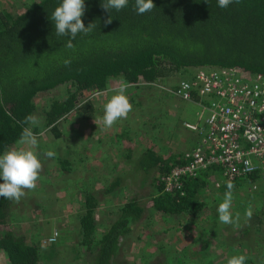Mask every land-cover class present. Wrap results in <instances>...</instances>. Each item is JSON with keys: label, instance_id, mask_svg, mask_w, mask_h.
I'll use <instances>...</instances> for the list:
<instances>
[{"label": "trees", "instance_id": "16d2710c", "mask_svg": "<svg viewBox=\"0 0 264 264\" xmlns=\"http://www.w3.org/2000/svg\"><path fill=\"white\" fill-rule=\"evenodd\" d=\"M103 2L84 0L85 27L90 23L96 27L87 36L78 34L72 48L65 46L70 37L57 36L51 20L60 0H35L18 13L0 9V154L17 144L24 127H31L35 134L45 129L58 137V121L72 110L82 114L87 108V116H91L92 106L89 101L80 104L81 94L90 87L101 91L111 80L122 78L129 84L163 82L176 72L189 74L187 68L214 66L234 67L264 77V0H241L223 9L217 6V0H153L155 8L143 15L134 10V0H129L124 9L110 12L101 7ZM110 16L112 22L106 24ZM65 60L70 64L66 66ZM60 84L66 85L63 94L48 98L46 107L36 114L34 95ZM29 115L38 118L37 126L23 123ZM121 149V157L129 160L131 169L146 177L151 175V209L167 215L196 217L202 209L199 188L206 184L211 171L221 173L219 166H212L196 177L183 179L181 192L166 193L159 178L174 165L184 164L182 153L161 156L144 147L133 158L129 146ZM48 151L53 150L48 148L43 156L47 157ZM54 157L59 173L71 169L65 158ZM54 157L46 159L55 162ZM246 178L252 180L254 176L231 182ZM92 181L100 190L90 188ZM91 182L77 191L80 213L73 250L92 255L91 264H127L117 260L119 240L145 208L131 194L96 234L98 193L109 197L123 179L117 174L93 177ZM14 202L0 197V252L7 264H37L38 246L27 243L23 235L6 225ZM262 206L264 212V201ZM45 252L49 256L55 251ZM172 259L180 264L177 257Z\"/></svg>", "mask_w": 264, "mask_h": 264}, {"label": "rangeland", "instance_id": "374dc122", "mask_svg": "<svg viewBox=\"0 0 264 264\" xmlns=\"http://www.w3.org/2000/svg\"><path fill=\"white\" fill-rule=\"evenodd\" d=\"M32 1L35 0H0V9L18 13ZM194 70L187 68L188 72ZM186 75L181 71L176 72L168 76L164 83H158L168 87ZM120 81H109L101 91H84L80 104L89 101L91 116H87V108L82 110V114L72 110L58 121V137L45 129L36 134V152L43 169L35 189L25 190L26 194L20 202H14L6 225L23 235L27 243L30 241L38 246L40 260L37 264H91L92 255L82 254L81 250L77 254L73 250L77 240L75 225L80 213L76 202L79 199L77 191L82 184L91 182L93 177L111 178L119 174L123 182L114 193L109 197L98 193L100 203L94 213L95 233L103 230L118 206L131 194L141 200L145 210L130 226L128 233L121 236L117 248L118 261L127 264H179L172 259L175 256L180 264H227L231 256L244 255L247 257L245 264H262L264 185L258 179L232 182L231 210L234 217L239 213L238 226L223 224L218 219L216 209L228 190L218 171H211L206 184L198 190L202 209L196 217L167 215L151 209V175L146 177L143 172L131 169L132 164L127 163L129 160L121 157V148L129 146L133 150V158L144 147L161 156L181 154L191 140V137L184 140L182 135L188 132L181 124L194 120L193 110L196 106L165 95L156 87L141 82L127 83L126 95L132 110L126 119L118 120L113 127L105 129L102 123L96 125L94 120L103 115V104L114 94L108 89L116 87ZM65 88V84H60L37 92L33 98L36 114L46 107L48 98L62 95ZM173 131L179 133L173 134ZM13 147H17V144L10 148ZM48 148L53 150L56 157L65 158L71 164V169L59 173L56 158L55 162L53 159L49 162L43 156ZM91 187L101 188L93 181ZM249 206L253 213L250 220L245 216ZM52 233L53 240L46 242L45 238ZM47 250L55 252L47 256ZM0 264H7L1 252Z\"/></svg>", "mask_w": 264, "mask_h": 264}, {"label": "built area", "instance_id": "2783aa9c", "mask_svg": "<svg viewBox=\"0 0 264 264\" xmlns=\"http://www.w3.org/2000/svg\"><path fill=\"white\" fill-rule=\"evenodd\" d=\"M142 84L196 106L194 120L181 124L191 135L181 154L184 164L160 176L163 192H181L183 179L212 166H219L226 182L254 176L264 185V77L214 66L197 67L172 86Z\"/></svg>", "mask_w": 264, "mask_h": 264}, {"label": "clouds", "instance_id": "9594fccd", "mask_svg": "<svg viewBox=\"0 0 264 264\" xmlns=\"http://www.w3.org/2000/svg\"><path fill=\"white\" fill-rule=\"evenodd\" d=\"M208 3V0H204ZM240 3L241 0H217L219 8H227L232 3ZM129 0H104L101 7L110 12V9L120 11L127 7ZM155 8L153 0H134V10L138 15H143L151 12ZM85 13L84 0H60L58 6L54 9L51 20L54 21V26L57 36H68L70 39L65 45L67 48H72V41L78 34L87 36L96 27L94 23H90L87 27L82 20ZM112 22L111 16L105 21L106 24ZM67 66L70 60L64 61ZM185 87L187 85H184ZM128 88L127 82L121 81L114 88L108 89L114 94L107 98L103 104V115L95 118L94 123H102L105 129L113 127V125L121 119H126L129 112L132 110V105L129 101L126 91ZM25 124H31L33 127L39 124V120L34 115H29L23 121ZM42 135V133H41ZM17 147H13L0 154V197L7 200H14L19 203L21 198L25 196V190H33L36 187V181L39 179L43 165L38 158L36 149L38 148V137L32 131L31 127H24L19 139ZM48 158H53L55 153L48 151L45 153ZM227 191L224 193L223 200L219 203L216 211L218 219L226 225L238 226L239 213L233 216L232 202L234 185L231 181L226 184ZM252 209L249 206L245 210L247 219L252 217ZM247 257L244 255L231 256L227 264H245ZM264 264V261H262Z\"/></svg>", "mask_w": 264, "mask_h": 264}, {"label": "crops", "instance_id": "0c3cea01", "mask_svg": "<svg viewBox=\"0 0 264 264\" xmlns=\"http://www.w3.org/2000/svg\"><path fill=\"white\" fill-rule=\"evenodd\" d=\"M172 133H173V134H176V133H179V131H173ZM182 136H184V140H185V139H188L187 137L190 138V133H189V132H188V133L184 132V134H183ZM175 137H177V139H178V136H175ZM185 141H186V140H185ZM124 147H126V146H124ZM37 155H39V154H37Z\"/></svg>", "mask_w": 264, "mask_h": 264}, {"label": "water", "instance_id": "95a60500", "mask_svg": "<svg viewBox=\"0 0 264 264\" xmlns=\"http://www.w3.org/2000/svg\"><path fill=\"white\" fill-rule=\"evenodd\" d=\"M91 90H95V88L94 87L88 88V91H91Z\"/></svg>", "mask_w": 264, "mask_h": 264}]
</instances>
